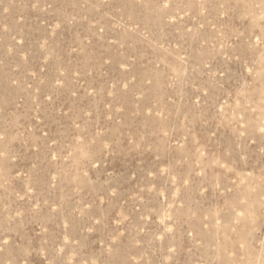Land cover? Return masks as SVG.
<instances>
[{
    "label": "rangeland",
    "instance_id": "1",
    "mask_svg": "<svg viewBox=\"0 0 264 264\" xmlns=\"http://www.w3.org/2000/svg\"><path fill=\"white\" fill-rule=\"evenodd\" d=\"M0 264H264V0H0Z\"/></svg>",
    "mask_w": 264,
    "mask_h": 264
}]
</instances>
